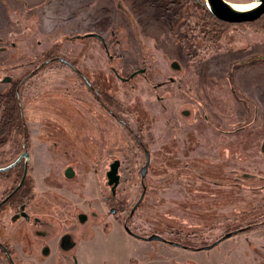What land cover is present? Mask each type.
I'll list each match as a JSON object with an SVG mask.
<instances>
[{
    "label": "rangeland",
    "instance_id": "rangeland-1",
    "mask_svg": "<svg viewBox=\"0 0 264 264\" xmlns=\"http://www.w3.org/2000/svg\"><path fill=\"white\" fill-rule=\"evenodd\" d=\"M66 1L70 5L62 15L53 1L0 0V78L25 73L31 57L41 51H55L86 73L91 72L89 77L98 93L94 95L73 72L55 68L60 67L56 63L48 66L46 74L42 72L32 80L25 93L21 90L25 95L24 112L34 118L27 124L30 132L41 133L48 142H59L67 134L79 140L77 177L69 181L59 175L61 170H56L58 177H54L53 184L68 186L71 182L82 199L88 196L98 205L97 211L105 215L107 209L99 199L107 194L105 171L109 163L113 159L120 161V176L128 179L127 188L134 196L140 190L135 185L145 147L150 160L144 177L147 197L140 210L147 214L143 221L146 226L150 224L151 230L165 231L171 238L186 243L191 240L185 241L184 233L208 227L203 234L212 239L211 235L221 233L225 226L244 225L258 218L264 212V156L259 151L264 136V103L260 101L264 94V29L256 28L257 24L227 23L215 29L219 32L214 40L203 41L196 37L182 12L189 0ZM197 2L203 6L205 0ZM88 32L101 35L104 43L82 36ZM172 62L177 63V72ZM140 68L143 72L131 79L120 78ZM180 77L182 86L178 87ZM5 87L0 81V91ZM212 93L225 105V112L231 100L240 105L250 100L251 108L256 106L257 122L238 136L222 138L219 130L227 127L216 130L203 122L204 115L211 118L212 107L207 98ZM184 101L196 105L194 125L178 113ZM174 132L178 144L176 157L172 150ZM135 135L141 138V145ZM9 136L0 145L1 162L8 158ZM60 142L62 147L69 146L63 140ZM35 144L36 141L35 162L45 159L49 164L56 157L48 152L42 155L46 146ZM187 144L197 149L184 150ZM223 147H239L240 155L227 154V150L222 153ZM48 149L55 153L53 147ZM202 157L208 158L209 164L197 161ZM213 160L227 161L238 169L240 184L230 190L226 186L228 167L212 166ZM93 161L91 168L95 170L86 171L89 168L83 166ZM46 171L48 168L39 173L43 176ZM43 179L49 182L48 177ZM201 179L205 182L198 183ZM82 183L91 190L90 195H86ZM190 198L193 201L187 202ZM196 198H206L207 202L202 204ZM127 204L130 207V202ZM107 214L106 220L111 224L112 216ZM20 223L13 225L15 230L21 227ZM56 225L57 233L61 229ZM100 226H95V233H99L94 241L82 242L81 259L89 260V264H127V259L136 255L137 242L121 232L119 226L113 227L115 231ZM110 231L113 233L108 234ZM259 232L260 235L241 236L236 246L258 243L259 238L264 241V230ZM15 241L16 264H25V239L18 237ZM228 246L231 245L225 242L220 248L206 251V259L215 258L217 251ZM33 251L37 258V246ZM84 253L90 256L85 258ZM193 253L162 242H155L150 252L161 260L201 262L202 258Z\"/></svg>",
    "mask_w": 264,
    "mask_h": 264
},
{
    "label": "flooded vegetation",
    "instance_id": "flooded-vegetation-1",
    "mask_svg": "<svg viewBox=\"0 0 264 264\" xmlns=\"http://www.w3.org/2000/svg\"><path fill=\"white\" fill-rule=\"evenodd\" d=\"M232 3L233 2H230V4ZM54 52L55 51L48 50L41 51L39 54H36L30 58L29 68L25 73L13 74L12 77L10 75H3L0 78V81L6 84V87L0 91V145L4 144L10 135L8 158L5 161L3 159L4 162H1L2 155L0 153V167H5L12 164L10 168L0 171V264L17 263L16 245L18 241H15V238L17 239L18 237H23L25 239L24 252L28 256L25 260V264H33L35 261H39L41 263L44 261L46 264H89V260L86 261L81 259V241L82 239L84 240V238L90 239L94 235L95 226H99L100 224H102V227H100L106 231H109L113 225L115 227L119 226L121 227L122 231L135 240L137 239L144 242H153L147 244L146 246L141 244L136 245V247H134L136 255L128 258L126 261L127 264H200L198 260H175L173 262L167 261L165 259L161 260L160 257L156 256L155 254H150V252L155 242H162L183 248L191 253L194 252L193 254L199 255L196 257L206 259V251L209 252L212 248H218V244L221 241L243 232L257 230L264 227V212H262L258 218H254L252 221H248L244 225L232 224L225 226L221 233L211 235L213 237L212 239L208 238L210 235H207V233L203 234V231H207L208 227L201 228L199 229L200 231L198 230V232L194 231L184 233L183 236L186 237L185 241L187 238L191 240V242L186 243L171 238L165 231L151 230L149 228L150 224H148L147 227L145 221H143L147 214L140 210V204L144 198L147 197V184H145L144 181L145 176H140V170L145 164L147 157L148 165L150 160L149 153L145 147H142L144 160L142 161L141 166L139 165V180L135 185L140 187L138 194L130 196V191L127 188L129 184L128 179H122L121 176H119L118 184L114 189H112V186L108 184L107 178L105 179L107 194L103 195L101 198L99 197V200L102 201L103 205L107 209V215L112 216V219L110 220L111 224H109V221L106 220V213L104 215V212H98V205L93 203L91 199L88 198V196L82 199L80 193L72 184H70L71 182L68 183V186L64 184L60 186L54 185V177L57 176L53 172L56 170H61L62 173H59V175L63 176V178L69 181L77 177L75 165H77V163L79 164L80 151L77 148L79 140L78 138L71 137L69 134H67V137H61L60 139L65 143H68L69 146L62 147L60 146L61 140L59 142H48L47 138H44L42 135H40L41 133L30 132L27 124L33 122L34 118L30 117L28 113L25 114L23 104V96L25 95H22L21 93H25L24 90H27V88L31 87L30 84L32 80L34 81L36 77H39L40 73L44 72L43 74H46V72L49 70L48 66L56 63L60 67L55 68H63L68 72H73L76 76H78V79L90 89V91H93L94 95L98 94L96 87L92 84L89 77L90 75L92 76L91 72L86 73L85 69L83 70V68L76 66L77 63L68 60L59 53L54 54ZM72 57L77 59L76 55H73ZM171 66L176 72L178 71L176 70L178 69L176 62H172ZM134 71L129 73V75L126 77L120 78L123 81H127L136 74L135 73L131 75ZM182 77L179 79L180 83L178 84V87L182 86ZM186 80H189V78ZM192 93L195 94V91H192ZM249 101L250 100H248V103H243V105H240L236 100H231V105L226 107L228 109L225 112L223 109L225 105L223 103H219L218 98L214 96V93H212L210 97L207 98L208 106L212 107V110L210 111L211 118H208L206 115H204L205 118L203 122L207 124L208 127L216 130L220 126L227 127L226 129L222 130L218 129L221 134H223L221 137L224 139L227 137L233 138L236 135L238 136L242 131L246 130L248 126L257 122L255 121L257 118L256 106L251 108ZM260 101L264 103V94L261 96ZM195 106L196 105L192 104V102L184 101L179 106L178 111V113L184 114L186 117H188V119L191 120L190 122H193V125L195 124ZM241 118L243 122H241ZM175 136L176 133L174 132L172 137L174 140V147L172 149L174 151V157H176L178 154V144L176 145ZM135 138L137 139L138 144L141 145V138L138 135H135ZM263 140L264 136L262 137L259 144L260 152V146ZM34 141H36L35 145L43 144L46 146L44 151L40 149V151L43 152L42 155L46 152L56 155V157H52L53 159H51L52 161L49 162V164L45 162V159L35 162L33 153ZM182 141L183 140H181V142ZM91 142L93 145H96L95 140L92 139ZM50 146L55 149V153L48 149ZM186 147L187 148H184V150H188L190 152H194V149H197L192 144H187ZM222 150V153H225L224 151L227 150V154H233L234 156L240 155L239 147L233 149L223 147ZM197 161H201V163L204 164H209L208 158L206 159L202 157L197 159ZM211 162L212 166L219 167L222 164H225L228 167L227 172L229 174H226V180L228 182L226 186L229 185L231 187H228L230 190L234 189L235 186L240 184V178L237 174L238 169L232 167L229 162L215 160ZM94 163L95 161L89 165L87 164L88 166L85 165L83 167L89 168V170L86 171L90 172L91 170H95L91 168V165H94ZM213 163L216 164L214 165ZM119 167L120 161L118 172ZM191 167H193V165ZM47 168L50 171L48 172L49 179L47 180L49 182H46L39 173L42 171V169L47 170ZM67 169L74 170L72 178L65 177L64 172ZM39 181L42 182L41 186L39 185ZM197 182L202 183L205 182V180L201 179ZM82 186L86 195H90L91 190L87 189L84 184ZM51 198L53 199L52 202L50 201ZM191 201H193L191 198L187 200V202ZM197 201H200L202 204L207 202L206 198L199 199ZM128 202H130V207L127 204ZM55 219H58V221ZM17 222H21V227L15 230L13 225H16ZM55 225L61 229L59 232H57L59 233L58 235L56 233L58 228L55 227ZM226 233L231 234L228 237L219 240L220 237ZM153 235H159L163 237V239H150V237ZM217 240L218 242L214 243ZM209 245H211L209 248H205ZM36 246L38 248L39 258L34 257L33 249ZM250 246V252L246 255L248 260L244 259L245 254L240 251L237 253L235 252L238 258L234 259V261L226 260L233 253L228 249L224 251H217L216 256L219 258L222 257L224 264H264V248H261L260 245L254 244ZM51 255L53 256L50 257ZM84 256L86 258L90 255L84 253ZM155 257L157 259H155Z\"/></svg>",
    "mask_w": 264,
    "mask_h": 264
},
{
    "label": "water",
    "instance_id": "water-1",
    "mask_svg": "<svg viewBox=\"0 0 264 264\" xmlns=\"http://www.w3.org/2000/svg\"><path fill=\"white\" fill-rule=\"evenodd\" d=\"M258 3L248 9L244 10H239L231 6L230 2L227 0H205V4L211 14L217 18L218 20L227 22V23H232V24H238V23H245V22H252L257 20L259 17H261L264 14V0H256ZM82 36L85 37H95L100 39L102 42H104L103 37L99 35L98 33L95 32H89L86 33ZM143 68L138 69L134 71L131 75L139 72H143ZM261 152L264 155V140L261 143L260 146ZM147 165H148V157L145 162V164L141 167L140 170V176L144 177L146 170H147ZM12 164L7 165L5 167H0V171H4L8 168H10ZM118 166H119V160L115 159L113 160L110 165L108 170L106 171V178L108 180V184L112 186V189L116 187L119 181V172H118ZM74 170H69L67 169L64 174L66 178H72L73 177ZM138 203V202H137ZM136 203V204H137ZM136 206V205H135ZM135 208V207H134ZM133 208V209H134ZM132 209V210H133ZM24 216V215H23ZM26 217V216H25ZM231 233H226L222 237H220L219 240H222L226 237H228ZM154 239H163V237L159 235H153L150 237ZM218 242L215 241L214 243ZM211 245L206 246L205 248H209Z\"/></svg>",
    "mask_w": 264,
    "mask_h": 264
},
{
    "label": "trees",
    "instance_id": "trees-1",
    "mask_svg": "<svg viewBox=\"0 0 264 264\" xmlns=\"http://www.w3.org/2000/svg\"><path fill=\"white\" fill-rule=\"evenodd\" d=\"M182 12L185 13V18L189 19V24L198 35L196 37L203 38V41L214 40L219 32L215 29L220 28L222 24H227L215 18L206 4L202 6L197 0H189ZM245 23L257 24L256 28L264 29V14L255 21Z\"/></svg>",
    "mask_w": 264,
    "mask_h": 264
},
{
    "label": "crops",
    "instance_id": "crops-1",
    "mask_svg": "<svg viewBox=\"0 0 264 264\" xmlns=\"http://www.w3.org/2000/svg\"><path fill=\"white\" fill-rule=\"evenodd\" d=\"M52 2L53 1V3L55 2V7H57L58 8V10H61V14L63 15L64 14V9H65V7H67V6H69L70 4L66 1V0H47V3H49V2ZM64 2H66V3H64ZM48 172H50V171H46V175H44L43 174V176H45V177H43V178H46V177H48V179H49V173ZM54 174H56V176L58 177V173L57 172H54ZM46 188H50V187H46ZM113 227H115L114 225H113ZM111 228L110 230L112 231H115V229L114 228ZM260 230H264V227L263 228H260V229H257V230H252V231H248V232H243V233H240V234H238V235H236V236H233V237H230V238H228V239H225V240H223V241H221V243H220V245L219 246H223L224 244H225V242H228V245H231V246H228V248H226V249H229L230 251H232L233 253H232V255L230 256V257H228L226 260H229V261H231V260H233L234 261V259H237L238 257L236 256V253H235V250H236V252H239V250H240V252H242V253H244L245 254V257H244V259L245 260H248V258H247V254L250 252V249H251V246L250 245H260L261 246V248H264V241H262L261 240V238H259L258 239V243H253V244H250V243H248V244H246V245H244V246H242V245H237L236 246V243H237V240L238 239H240V237L241 236H243V235H245V234H250V235H260L259 233V231ZM111 231L108 233V234H112L111 233ZM121 232H124V231H122L121 230ZM99 233V232H98ZM98 233H95L94 232V235L90 238V239H86V238H84V240L82 239V241H81V244H82V242L83 243H91L92 241H94L93 239L95 238V236L98 234ZM125 233V232H124ZM130 237V236H129ZM132 238V237H131ZM249 238H251V236H249ZM132 239H134V238H132ZM135 240V239H134ZM136 242H137V245H139V244H141V245H147V244H150V243H152V242H144V241H140V240H135ZM220 248V247H219ZM214 250V248H212L210 251H213ZM209 251V252H210ZM243 254V255H244ZM195 256H197L198 254H194ZM199 256V255H198ZM242 258V257H241ZM198 259V258H197ZM121 263H124V261L122 260V262ZM200 264H224V260L222 259V257L221 258H219L218 256H216L215 258H213V259H211V258H208V259H201V262H200Z\"/></svg>",
    "mask_w": 264,
    "mask_h": 264
},
{
    "label": "bare ground",
    "instance_id": "bare-ground-1",
    "mask_svg": "<svg viewBox=\"0 0 264 264\" xmlns=\"http://www.w3.org/2000/svg\"><path fill=\"white\" fill-rule=\"evenodd\" d=\"M257 3L256 0H252L247 3H232L231 6L239 10H244L255 6Z\"/></svg>",
    "mask_w": 264,
    "mask_h": 264
}]
</instances>
